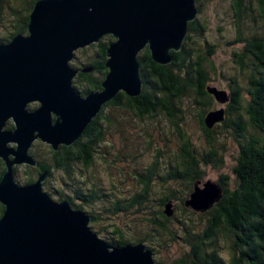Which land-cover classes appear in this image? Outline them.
Returning <instances> with one entry per match:
<instances>
[{"label": "water", "instance_id": "95a60500", "mask_svg": "<svg viewBox=\"0 0 264 264\" xmlns=\"http://www.w3.org/2000/svg\"><path fill=\"white\" fill-rule=\"evenodd\" d=\"M196 1L38 0L27 34L0 44V160L6 170L0 180V264H155L144 245H108L90 228L88 214L44 192L47 173L21 186L13 167L36 168L30 157L35 142L54 152L72 146L118 93L139 97V54L147 49L155 64L169 65L182 49L188 24L196 20ZM105 36L113 41L106 49L100 90L79 95L73 80L90 69L71 64L75 52ZM207 91L220 105L230 101L225 92ZM9 121L13 129L7 128ZM223 121V109L204 119L209 130ZM222 197L218 183L207 181L202 188L198 183L184 206L205 213ZM163 214L172 217L170 203Z\"/></svg>", "mask_w": 264, "mask_h": 264}, {"label": "trees", "instance_id": "16d2710c", "mask_svg": "<svg viewBox=\"0 0 264 264\" xmlns=\"http://www.w3.org/2000/svg\"><path fill=\"white\" fill-rule=\"evenodd\" d=\"M36 1L38 0H0V44L9 43L14 37L27 34L29 15ZM206 1H196L198 10L196 20L188 24V34L182 49L178 53H173V60L169 65L155 64L147 49L139 54L143 83L142 94L139 97L131 98L123 92L118 93L113 100L104 105L102 111L72 146H60L57 152H51L52 158L56 159V164L41 166L40 170L36 171L35 178L30 176L21 179L16 175L15 180L21 186L31 185L43 173L52 177L54 170L65 171L62 188L68 187L64 183L68 181L74 186L71 195L67 196L61 188L59 190V185L56 189L52 188V193L50 189L51 196L58 197V201H68L75 210L88 214L91 218L90 228L108 245L124 247L142 244L153 254L150 237L154 240L156 234L167 236L171 220L173 218L178 220L176 214L168 218L163 214V210L154 211L155 215L145 220L153 235H146L142 239L135 236L130 239V232H124L116 225L111 229L94 227V224L99 222L100 216L95 215L92 212L93 209L86 207L89 205L92 207V203L100 200L104 203L100 211L102 215H117L124 211L125 206L131 209L134 203L142 205L146 202L155 190L154 184L157 182L173 186L182 183L186 188L184 193L186 197H189L193 183L204 176L201 170L203 165L211 164L216 169L224 165L225 148L221 147V152H219L216 146L218 142L215 126L219 129L221 127L222 130L228 128L229 138L238 144L236 165L232 168L231 175L221 176L218 179V184L223 190V197L206 212L212 216L204 232H197L195 229L193 231V227L197 225L195 220H183L187 237L182 239L184 242L194 244L191 245V253L186 255L181 264H264V0H230L228 12L231 14L235 28L234 42L244 43L241 34L242 27L247 25L244 22L245 17L255 25L248 23V30L253 34L248 36L249 40L244 43V50L233 56L235 65H238L240 73L244 76L245 84H240L237 77L227 78L230 87L228 93L230 101L227 104V110L223 109L225 120L223 123L216 124L211 130L206 128L204 119L207 113L215 111L216 101L207 89L211 74L215 70L212 57L215 54L216 45L208 42L202 43L207 32V25L203 20ZM259 28L263 30V34L258 36ZM219 32L223 33L222 29H219ZM111 41H113L111 37L105 36L98 43L75 52L73 61L75 67L79 70L90 69L86 73L80 71L73 80V86L79 95L84 96L100 90V85L107 74L104 65L107 60L106 49ZM247 71L249 73L246 76ZM189 95L193 106L186 114L182 109V101ZM31 106L29 105L28 108L38 107ZM114 109L126 112L131 116L134 124L151 120L155 130L161 126L169 127L170 133L179 140L178 151L170 152L168 160L166 159L167 168L164 167L166 169L164 174L158 175V170L161 169L164 160L160 154L155 155L153 163L137 174L136 189L139 191L133 194L132 200L131 198L130 200L121 199L115 192L112 195H103L100 189L90 186L89 178L95 180L98 177L95 169H100L95 163L94 150H98L99 146L103 149V144L108 146L110 143L106 136L112 134L115 124L109 114ZM197 109L200 110L198 114L195 113ZM188 114L193 119H187ZM230 115H234L233 120L226 119V116ZM189 120L195 123L203 136L204 141L199 150L196 149L198 145L193 146L192 137L194 136L191 137L183 129ZM12 126V122L9 121L7 128L13 129ZM228 134L226 139H228ZM166 141L168 143V139ZM221 145L224 144L221 143ZM100 160L104 166L103 171L107 172L106 158L103 156ZM5 171L2 163L0 180ZM89 173L90 176H88ZM232 175L235 177L236 188L230 191L228 190L229 176ZM48 185L43 184L46 187ZM174 193L170 190L169 193L162 194L158 200L149 201L148 199L151 203V210L154 209V205L165 208L173 199ZM122 204L125 206L122 207ZM137 209L134 208V211L137 212ZM186 209L185 207V213L192 215L186 212ZM3 213L4 208L0 206V218ZM194 216L202 217L198 213ZM220 234L230 245L228 259L222 255L225 248L219 246L220 240L217 235ZM170 237L174 240V233ZM153 260L155 264H161L155 256Z\"/></svg>", "mask_w": 264, "mask_h": 264}, {"label": "rangeland", "instance_id": "374dc122", "mask_svg": "<svg viewBox=\"0 0 264 264\" xmlns=\"http://www.w3.org/2000/svg\"><path fill=\"white\" fill-rule=\"evenodd\" d=\"M229 3L230 0H207L205 2L203 20L207 25V32L204 37L205 39L203 38L202 40V43L208 42L210 44L216 45L215 54L212 57L213 63L215 65V70L213 73L214 75L211 74L209 87L216 89L220 92H225L227 95L230 91L227 78L237 77V81L240 84H245L244 76L240 73L238 65H235L233 56L234 54H237L238 52L241 53L244 50V43L248 41L250 35L253 34L250 30H248L247 25L248 23H250V21L249 19H247V17H245L246 19H244V22L247 23V25L242 27L241 34V37L244 39V43L236 44L234 42V40L236 39L235 28L231 20V14H229L228 12L230 5ZM253 16L256 17L255 14H253ZM250 25L255 24L250 23ZM219 29H222L223 33L219 32ZM255 31H257V27H255ZM257 33L259 36L263 34V30L261 31L259 28ZM195 40L197 39L195 38ZM71 64L75 66L74 62ZM250 72H252V70H250ZM248 73L249 71H247L246 76L248 75ZM182 102L183 111L186 114L189 113L193 106V101L190 95L184 98ZM227 104L228 103L220 105L216 102L214 109L216 111H219L220 109L227 110ZM198 111L200 110L197 109L195 113L198 114ZM109 114L111 119L115 123L112 130V134L106 136L107 141H109L110 143L108 146L103 144V149H101L99 146L98 150H94L93 155L95 163L100 169H95L96 173L98 172V177L95 180L89 178L91 180L90 186H94L95 188L100 189V193L103 195H112V193L115 192V194H118L121 199L128 198L130 200V198L133 197V194L138 193L139 191L138 189H136L137 182L135 179L137 174L141 173L144 169L150 166V164H152L154 161V156L158 154H160L161 158L164 159L162 162L161 169L159 168L158 170V175L161 176L162 174H164L166 170L164 169V167H166L167 165L166 159L168 160L170 152L178 151L179 140L174 134L170 133L169 127L165 126L164 128L163 126H161L156 130L153 129L151 120H146L144 121V123L134 124L133 120L131 119V116H129L126 112H123L121 109H114L113 112H109ZM186 117L187 119L191 118L189 114ZM233 117L234 115H230L229 117L226 116V119L229 118L230 120H233ZM183 129L191 137L194 136L192 137L193 146L195 147L198 145L196 149H201V144L203 143L204 139L200 131L197 129L195 123L189 120L187 124L183 127ZM215 130L218 142L216 143V146L219 148V152H221V147L225 148L224 165L219 169H216V167L211 164L203 165L201 167V170L204 172L203 178L193 183H199V186L201 188L202 185L207 181L218 183L219 177L225 175L228 176L229 174L231 175L232 168L236 165L235 161L238 155L237 142L232 138H229L230 135L228 134V128L226 130H222L221 127L219 129L215 126ZM227 134L228 139H226ZM166 137L168 139V143L166 141ZM221 143H223L224 145H221ZM51 152H53L52 149L44 143L35 142L33 144L30 152V157L34 159V166L36 167L37 171L40 170V167L43 165L53 166V164H56V159L52 158ZM103 156L104 158H106L105 162L108 163L107 172L103 171L104 166L102 165V160H100ZM19 171L21 173V176H19L21 179L30 176H33V178H35L37 176L30 169L28 170L22 168L19 169ZM53 173L54 175L52 177H48L47 175V178L45 179V181H43V184H49L48 186L50 187L49 188L48 186H43V191L50 195V189L52 193V188L56 189L60 185L59 190L61 188L63 192L65 191L67 196L71 195V190L74 189V186L70 185L68 181L64 182L68 187L65 186L66 188H62V185H64L62 180L65 179V171L54 170ZM88 176H90V173L88 174ZM154 185L155 190H153L150 197H148L149 201L158 200L162 194L169 193L170 190L175 192L173 194V199L170 201V204L171 210L173 214L177 215L176 217H178V220L175 218H173L174 220H171L170 224L168 225L169 234L167 236L156 234L154 235V240L152 239V237H150L152 240V249L154 251L153 255L158 261L161 262V264H181V262H183V260L185 259L186 255H189L191 253V245L193 243H187L183 240L187 237V235L185 234L186 226H184L185 224H183V220H195L194 222L197 225L195 226V228L193 227V231L195 229V231L203 233L204 229L207 228L206 225H208V220H210L212 215H208L206 214V212L205 214L198 213L199 215L201 214L202 217L197 216L196 218V216L194 215L197 213L191 211L190 209H186V212H189L190 214L192 213V215L185 213L184 203L185 200L188 199V197H186V194L184 193L186 189L184 188V184L179 183L173 186L170 184H161L157 182ZM235 188V177L233 175L229 176L228 190L233 191L235 190ZM51 197L54 198L55 201L60 202L57 199L58 197H56L55 195ZM148 199L142 205L134 203L131 209H127L125 204H122V207L125 206L124 211L113 216L102 215L100 211H102L104 203L100 200H97L96 203H92V207L89 205L86 208H90V210L93 209L92 212L95 215L98 214L100 216L99 222H96L94 224V227H98L99 229H111L112 226L116 225L124 232L129 231L130 239L134 238L135 236H138V238L142 239L146 235H153L150 226L146 223L145 220L150 218V216L155 215L154 211L164 210V208H159L157 207V205H154V209L151 210V203L148 202ZM128 203L130 205L129 201ZM137 207H140L138 208L139 212ZM134 208L137 209V212L134 211ZM172 233H174V240H171L170 237ZM217 238L220 240L219 246L225 248V251L222 252V255L225 259H228L230 256L229 243L222 238L221 234L217 235Z\"/></svg>", "mask_w": 264, "mask_h": 264}, {"label": "flooded vegetation", "instance_id": "af4514ba", "mask_svg": "<svg viewBox=\"0 0 264 264\" xmlns=\"http://www.w3.org/2000/svg\"><path fill=\"white\" fill-rule=\"evenodd\" d=\"M14 147V146H13ZM50 147V146H49ZM2 163H3V161L2 160H0V171H1V169H2ZM3 165H4V168H5V164L3 163ZM19 166V165H18ZM27 166H29V165H27ZM30 167V166H29ZM29 170V169H28ZM37 170H36V168H33L32 169V172H34L35 174L37 173L36 172ZM13 172H14V177L16 178V175H17V177H19V176H21V173H20V171H19V169H18V167L17 166H14L13 167ZM4 174V173H3ZM3 176V175H2ZM1 206V205H0Z\"/></svg>", "mask_w": 264, "mask_h": 264}, {"label": "bare ground", "instance_id": "6f19581e", "mask_svg": "<svg viewBox=\"0 0 264 264\" xmlns=\"http://www.w3.org/2000/svg\"><path fill=\"white\" fill-rule=\"evenodd\" d=\"M153 116V115H152Z\"/></svg>", "mask_w": 264, "mask_h": 264}]
</instances>
